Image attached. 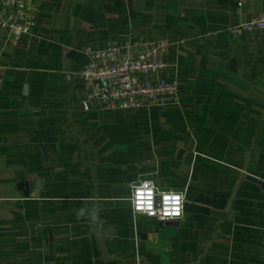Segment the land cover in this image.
Segmentation results:
<instances>
[{
    "label": "crops",
    "instance_id": "0c3cea01",
    "mask_svg": "<svg viewBox=\"0 0 264 264\" xmlns=\"http://www.w3.org/2000/svg\"><path fill=\"white\" fill-rule=\"evenodd\" d=\"M135 2L31 0L30 35L0 30V264H264V33L230 31L264 0ZM155 41L173 101L83 109V49ZM146 178L180 219L133 214Z\"/></svg>",
    "mask_w": 264,
    "mask_h": 264
},
{
    "label": "built area",
    "instance_id": "2783aa9c",
    "mask_svg": "<svg viewBox=\"0 0 264 264\" xmlns=\"http://www.w3.org/2000/svg\"><path fill=\"white\" fill-rule=\"evenodd\" d=\"M34 26L31 0H0V30L8 39L17 41L28 36ZM230 31L235 34L264 33V12ZM168 47L165 41H155L125 45L109 43L103 48L83 49L86 62L79 77L88 85L83 109H88L89 100H94L104 110L130 113L168 105L176 97L178 86L176 80L168 81L162 76L168 66L164 60ZM129 201L133 214L157 222L176 221L182 217L160 221L157 216L137 212L133 201L130 198Z\"/></svg>",
    "mask_w": 264,
    "mask_h": 264
},
{
    "label": "clouds",
    "instance_id": "9594fccd",
    "mask_svg": "<svg viewBox=\"0 0 264 264\" xmlns=\"http://www.w3.org/2000/svg\"><path fill=\"white\" fill-rule=\"evenodd\" d=\"M185 195L184 191H165L153 180L144 179L131 185L129 198L137 212L157 216L160 221H164L182 216ZM81 215L83 210L78 213V218Z\"/></svg>",
    "mask_w": 264,
    "mask_h": 264
},
{
    "label": "water",
    "instance_id": "95a60500",
    "mask_svg": "<svg viewBox=\"0 0 264 264\" xmlns=\"http://www.w3.org/2000/svg\"><path fill=\"white\" fill-rule=\"evenodd\" d=\"M135 1H136L135 3L137 4V8L135 10L140 11L141 10V5H142V0H135ZM34 43H35V39H32L31 40V44H30V48L34 45ZM127 116H129V114H127ZM248 180H250L251 182H254V183L260 185V187H264V185L260 181L254 179L252 177H249ZM36 187L38 188V183L36 184ZM236 189H237V186L234 189L233 193L231 194V196H230V198L228 200V203H227V205L225 207V212H227L229 210V207H230V205H231V203H232V201L234 199V195H235Z\"/></svg>",
    "mask_w": 264,
    "mask_h": 264
}]
</instances>
